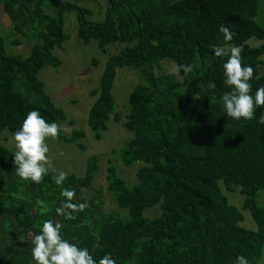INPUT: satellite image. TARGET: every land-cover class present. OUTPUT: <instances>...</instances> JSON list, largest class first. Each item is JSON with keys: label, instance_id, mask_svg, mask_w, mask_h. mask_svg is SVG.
Listing matches in <instances>:
<instances>
[{"label": "trees", "instance_id": "trees-1", "mask_svg": "<svg viewBox=\"0 0 264 264\" xmlns=\"http://www.w3.org/2000/svg\"><path fill=\"white\" fill-rule=\"evenodd\" d=\"M0 6L15 35L36 41L30 56L22 58L9 55L0 36V139L5 130L16 131L33 109L48 121L74 126L52 102L39 74L61 66L54 51L67 39L65 14L75 10L78 36L85 44L97 41L102 50L126 45L109 58L100 88L91 92L96 100L88 126L99 141L110 120L120 121L112 94L117 71L138 70L141 81L130 94L123 123L133 138L119 157L124 167L143 164L133 188L115 168L109 169L108 189L127 215H102L93 201L75 219H66L55 213L63 197L51 173L39 183L20 179L14 152L0 142V264H35L31 240L46 219L62 223V235L88 247L94 257L108 253L117 264H233L241 254L259 264L264 251V205H258L264 190V125L258 118L264 106L253 120L225 115L220 97L229 90L222 68L228 56L214 55L216 47H239L242 65L254 70L253 94L264 86L259 71L264 45H245L253 38L264 41V28L256 21L259 0H108L102 24L86 22L87 11L62 0H0ZM46 6L55 16L45 13ZM221 24L233 32L232 40H224ZM164 61L191 63L194 70L179 73L181 80L172 73L157 75L155 69ZM57 138L86 150L80 143L84 131ZM97 163L96 157L89 159L83 178L67 176L64 186L75 189L74 202H80L82 189L92 187ZM220 183L227 191L240 188L242 210L250 213L256 232L240 226L244 217L229 204ZM37 198L48 207L37 206ZM157 204L161 215L149 220L144 212Z\"/></svg>", "mask_w": 264, "mask_h": 264}, {"label": "rangeland", "instance_id": "rangeland-1", "mask_svg": "<svg viewBox=\"0 0 264 264\" xmlns=\"http://www.w3.org/2000/svg\"><path fill=\"white\" fill-rule=\"evenodd\" d=\"M65 3L76 4L80 9L87 11L85 20L88 23L102 24L105 22L108 10V0H62ZM46 14L55 16L54 11L46 6ZM257 23L264 28V0H259ZM80 19L77 11L70 10L65 14V35L67 37L62 48H56L54 55L61 61V66L54 69L50 66L44 68L39 79L45 86V91L52 102L61 109L66 116L74 121V126L60 122V135L71 137L74 131H84L85 138L80 143L86 147L85 151L78 149L76 145L66 144L58 138H49L47 143L50 147L49 158L53 168L57 171H65L67 176L75 175L83 178L87 172L88 161L92 157L98 159V171L92 187L82 189L79 201L92 207L91 202L95 201L99 213L102 215L125 214L127 211L119 209L113 193L108 189L107 177L109 169L115 168L117 174L122 178L129 188L139 184L137 171L143 166L137 163L132 167H124L121 164L119 150L133 138V134L127 131L123 123L126 121L129 108V97L134 88L140 83V73L131 68L118 69L116 80L113 85L112 94L116 105V113L120 116V121L114 119L107 123V130L101 135V139L96 141L88 126V113L96 98L91 96L93 90L100 88L101 77L106 64L111 56L117 55L126 45L112 44L102 50L97 41L85 44L78 36ZM0 36L6 41V50L9 55L28 58L35 40L25 36L14 34L13 26L9 17L0 6ZM20 40L19 44H15ZM245 45L257 49L264 45V41L255 38L248 40ZM235 47L228 45L223 47L229 54ZM262 64L259 68L260 74H264V56L261 58ZM96 62V63H95ZM173 65L169 61H164L160 67L155 69L157 75L172 73L178 79H182L179 73L174 72ZM9 130H5L0 142L8 150L15 152V141ZM220 186L228 198L229 204L241 211L244 220L240 226L246 230L256 232V223L248 211L242 210L243 196L239 187H234L233 191H227L225 186ZM258 205H264V190L258 197ZM161 215V204L148 208L144 216L153 220ZM31 237V236H30ZM29 239V238H28ZM24 242L30 243L29 240ZM259 264H264V251Z\"/></svg>", "mask_w": 264, "mask_h": 264}, {"label": "clouds", "instance_id": "clouds-1", "mask_svg": "<svg viewBox=\"0 0 264 264\" xmlns=\"http://www.w3.org/2000/svg\"><path fill=\"white\" fill-rule=\"evenodd\" d=\"M219 31L224 40H232L234 34L226 24L219 25ZM214 55L228 56L222 68L223 82L229 90L220 97L225 115L233 120L257 119L256 109L264 106V86L255 89L253 94L250 81L254 70L251 65H242L241 49L233 47L230 54H227L223 47H216ZM172 70L188 74L193 72L194 66L191 63L175 64ZM209 87L215 88L216 85L210 83ZM258 123L264 125V114L259 116ZM60 131V124L46 120L39 110L27 112L20 127L12 134L15 141L13 164L16 176L25 181L39 183L51 173V179L59 186V195L63 197L55 207V213L66 219H75V214L83 211L87 204L74 202L75 189L64 186L67 173L53 168L48 155L50 147L47 140L57 138ZM35 203L42 208L48 207L47 201L41 198H37ZM62 229L63 224L53 219L43 221L39 232L31 240V257L35 264H117L108 253L94 257L88 247L79 246L62 235ZM233 264L250 262L241 254L234 258Z\"/></svg>", "mask_w": 264, "mask_h": 264}]
</instances>
